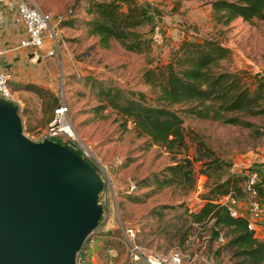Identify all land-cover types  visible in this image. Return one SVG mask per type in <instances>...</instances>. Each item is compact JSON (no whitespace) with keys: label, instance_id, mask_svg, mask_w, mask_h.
<instances>
[{"label":"rangeland","instance_id":"rangeland-1","mask_svg":"<svg viewBox=\"0 0 264 264\" xmlns=\"http://www.w3.org/2000/svg\"><path fill=\"white\" fill-rule=\"evenodd\" d=\"M211 1L142 2L153 11V19L137 28L150 43L148 51L137 53L123 49L113 40L108 48H103L97 36L88 35L87 0H31L40 10L63 15L71 23L59 28L61 63L54 59L51 77L42 82H15L37 85L56 97V101L48 103L31 90H12L19 105L23 132L40 140L53 107L64 101L76 133L106 169V173L99 171L103 190L98 201L104 205V213L92 235V243L83 248L77 264H128L120 225L137 231L135 242L145 253L181 249L184 254L197 252L213 264H237L227 252L216 255L215 243L211 249L206 245L202 248L201 237L206 233L189 227V213L202 206L201 195L212 182V178L198 173L203 168L201 163L194 164L196 181L189 191L180 186L137 187V181L173 164L175 156L150 145L147 137H138L132 123L125 127L122 118L111 108L96 112L99 101L91 85L98 80L127 91H141L148 99L154 98L150 86L142 81V72L166 63L182 41L205 38L218 40L231 50V58L222 62L225 69L246 75L261 71L264 21L236 18L227 25L216 23L211 16ZM122 9L125 11V7ZM15 83L9 81L10 88ZM242 118L251 126L184 115L187 150L176 155V159L184 153L192 157L196 146L192 136L197 135L217 157L230 165L221 179L227 172L243 175L255 167L264 168V115ZM134 196L141 200H131ZM184 234L193 242L192 246L179 242ZM257 235L264 240V231Z\"/></svg>","mask_w":264,"mask_h":264},{"label":"trees","instance_id":"trees-1","mask_svg":"<svg viewBox=\"0 0 264 264\" xmlns=\"http://www.w3.org/2000/svg\"><path fill=\"white\" fill-rule=\"evenodd\" d=\"M142 2L87 0L85 10L90 18L85 24L88 35L97 36L103 48H108L113 40L130 52L148 51L149 39L144 38L137 28L152 21L153 11ZM211 16L216 23L223 25L236 18L248 22L264 21V0H212ZM69 23L71 21L64 19L60 26ZM230 58L231 50L218 40H184L172 51L166 63L146 68L142 72V81L150 86L154 98L148 99L141 91H127L94 80L91 85L99 101L95 111L111 108L122 118L125 127L132 123L138 137H147L150 145L159 146L175 156L173 164L137 181V187L155 186L161 189L180 186L189 191L196 181L194 164L200 162L203 168L198 173L212 178V182L201 195L204 201L202 206L189 213V227L206 233L208 249L214 243L217 244L216 255L227 252L237 260V264H264V240L254 231L248 230L243 218L231 217L217 203L221 196L231 191L241 192L244 175L227 172L226 177L221 179L230 165L217 157L197 135L192 136L196 143L192 157L184 153L183 157L176 159V155L187 150L184 115L247 127L251 123L242 117L264 115V67L251 75L229 71L222 62ZM11 86L14 91L31 90L48 103L56 101V97L37 85L15 83ZM52 140L75 151L101 178L98 168L69 141L62 137ZM254 169L264 170L256 167L250 170ZM102 190L103 186L100 192ZM130 198L133 201L141 200L136 196ZM97 202L102 207L99 223L104 205ZM181 236L179 242L183 243L187 235ZM220 237L222 240H219ZM83 248L79 249L77 257L82 254Z\"/></svg>","mask_w":264,"mask_h":264},{"label":"water","instance_id":"water-1","mask_svg":"<svg viewBox=\"0 0 264 264\" xmlns=\"http://www.w3.org/2000/svg\"><path fill=\"white\" fill-rule=\"evenodd\" d=\"M102 186L71 148L28 137L18 107L0 98V264H77Z\"/></svg>","mask_w":264,"mask_h":264},{"label":"built area","instance_id":"built-area-1","mask_svg":"<svg viewBox=\"0 0 264 264\" xmlns=\"http://www.w3.org/2000/svg\"><path fill=\"white\" fill-rule=\"evenodd\" d=\"M14 1L17 3V20L24 25L27 33L26 38L20 42V46L40 48L43 45L44 34H46L54 40L55 44L48 53H57L61 62L60 40L58 41L57 38L60 24L64 20L63 15L44 12L34 5L31 0ZM2 22L3 12L0 7V31ZM11 78V73L0 70V98L12 102L18 107L14 92L9 86ZM54 137H62L69 141L99 171L106 173L105 167L96 158L91 148L76 133L69 109L64 101H61L54 107L45 133L41 136L40 140L52 139ZM243 175L241 192L231 191L221 196L217 200V203L224 207L231 217L243 218L247 223L248 230L254 231L257 235L264 231V170H248ZM119 228L126 245L128 264H213L209 260L199 256L197 252L184 254L181 249H174L167 253H145L141 251L139 245L135 242L137 231L134 228L123 225H120ZM95 230L96 228L88 235L82 245L83 247L92 243V235ZM207 238V235L201 237L200 246L202 248L205 247ZM219 240H222V237ZM185 243L186 246L193 245V242L189 239H186Z\"/></svg>","mask_w":264,"mask_h":264},{"label":"crops","instance_id":"crops-1","mask_svg":"<svg viewBox=\"0 0 264 264\" xmlns=\"http://www.w3.org/2000/svg\"><path fill=\"white\" fill-rule=\"evenodd\" d=\"M0 7L3 12L0 31V70L11 73L10 81L14 83L42 82L50 78L54 59L60 61L57 53H48L55 45L54 40L44 34L43 45L40 48L20 46L27 33L24 25L17 20V3L14 0H0ZM57 39L60 40L59 35Z\"/></svg>","mask_w":264,"mask_h":264}]
</instances>
